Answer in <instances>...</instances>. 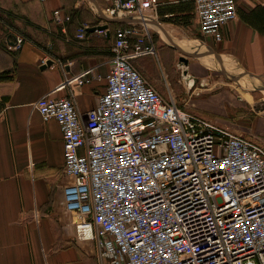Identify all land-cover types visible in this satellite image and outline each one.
Returning <instances> with one entry per match:
<instances>
[{"label":"built area","instance_id":"built-area-1","mask_svg":"<svg viewBox=\"0 0 264 264\" xmlns=\"http://www.w3.org/2000/svg\"><path fill=\"white\" fill-rule=\"evenodd\" d=\"M193 1L203 35L221 41L237 0ZM155 8L154 0H112L104 9L137 23L114 29L115 55L94 107L81 110L73 96L37 101L62 130L76 237L95 242L98 264H264V143L165 97L134 64L133 53L157 55L148 25ZM54 20L72 14L58 8ZM90 26L80 25L77 38H88ZM25 40L9 36L7 47Z\"/></svg>","mask_w":264,"mask_h":264},{"label":"crops","instance_id":"crops-1","mask_svg":"<svg viewBox=\"0 0 264 264\" xmlns=\"http://www.w3.org/2000/svg\"><path fill=\"white\" fill-rule=\"evenodd\" d=\"M96 1L103 11L112 3ZM154 1L148 25L157 55L132 52L140 70H148V59L161 57L174 65L186 57L185 65L193 70L187 76L195 80L200 69L190 59H198L194 51H208L223 65L230 60L247 74L264 77V33L248 20L264 0H245L237 18L224 25L221 41L203 35L193 0ZM13 4V12L1 11L27 32L21 33L26 40L19 50L8 49V37L19 31L0 14V73L9 71L0 77V264H98L95 242L76 237L78 214L66 208L61 127L56 119H43L37 101L46 95L73 96L81 110L94 107L115 55L114 29L137 21L99 19L91 0ZM58 8L72 14V20L57 23ZM86 23L108 24L110 32H89L88 38L78 39V27ZM192 45L194 51H188ZM50 58L55 63L41 68ZM207 62L216 66L213 59ZM73 76L88 81L64 86Z\"/></svg>","mask_w":264,"mask_h":264},{"label":"rangeland","instance_id":"rangeland-1","mask_svg":"<svg viewBox=\"0 0 264 264\" xmlns=\"http://www.w3.org/2000/svg\"><path fill=\"white\" fill-rule=\"evenodd\" d=\"M13 3L14 0H0L1 17L18 28L19 33L27 32L1 11L6 7L13 12ZM237 3L238 7L246 4L245 0H237ZM194 49L192 45L188 51ZM211 58L216 61V66L209 64L205 57L190 59L200 69L195 80L188 78L187 73L192 74L193 70L184 62L178 60L173 65L161 57L159 60L157 57L148 59V70L141 72L165 97H174L182 107L214 120L233 133L264 143V124H260L264 119V77L247 74L230 60L222 65L216 56ZM246 85L252 87L247 89Z\"/></svg>","mask_w":264,"mask_h":264},{"label":"water","instance_id":"water-1","mask_svg":"<svg viewBox=\"0 0 264 264\" xmlns=\"http://www.w3.org/2000/svg\"><path fill=\"white\" fill-rule=\"evenodd\" d=\"M93 2V5L98 9V18L99 19H104V20H109V21H114V22H121L122 19L121 18H111L110 16H108L101 8H100V5L97 3L96 0H91ZM109 27L108 24H95V25H92L88 28L89 32H95V31H98V30H105ZM210 53L208 51H205L204 53H198L197 51H194L193 53V56L194 57H197L198 59L199 58H207L208 59H211L212 58L209 56ZM219 58V57H218ZM182 62H184L185 64H188L189 62V59L186 58V57H181L180 59ZM219 62L220 64L223 65L222 61L220 60L219 58ZM55 63V60L50 58L48 59L45 63H43V65L41 66V68H46L48 66H51L52 64ZM243 74V73H242ZM245 88L247 89H250L252 86L251 85H246L244 86Z\"/></svg>","mask_w":264,"mask_h":264},{"label":"trees","instance_id":"trees-1","mask_svg":"<svg viewBox=\"0 0 264 264\" xmlns=\"http://www.w3.org/2000/svg\"><path fill=\"white\" fill-rule=\"evenodd\" d=\"M248 20L257 27L260 31L264 33V6L257 7L248 16ZM9 71H4L0 73V77L4 74H8Z\"/></svg>","mask_w":264,"mask_h":264},{"label":"bare ground","instance_id":"bare-ground-1","mask_svg":"<svg viewBox=\"0 0 264 264\" xmlns=\"http://www.w3.org/2000/svg\"><path fill=\"white\" fill-rule=\"evenodd\" d=\"M3 23V22H2ZM215 61V60H214Z\"/></svg>","mask_w":264,"mask_h":264}]
</instances>
